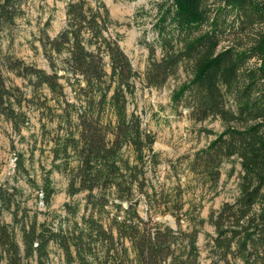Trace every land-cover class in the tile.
I'll use <instances>...</instances> for the list:
<instances>
[{"label": "trees", "instance_id": "1", "mask_svg": "<svg viewBox=\"0 0 264 264\" xmlns=\"http://www.w3.org/2000/svg\"><path fill=\"white\" fill-rule=\"evenodd\" d=\"M27 2L0 0V115L17 131L27 123L25 108L56 120L42 136L51 139L56 167L71 174V201L55 228L29 214L15 187L0 185V264H29L33 257L45 264L50 243L61 249L63 264H201L195 229L174 231L138 212L134 187L147 196L142 171L122 148L129 144L140 154L151 137L139 117L125 111L122 88L130 89L134 72L123 51L105 38L107 18L85 0L69 1L66 24L54 37L47 33L49 21L38 31L50 64L46 71L8 51ZM156 6L154 39L144 43L146 84L160 87L183 67L188 78L173 93L172 106H182L193 121L218 119L224 126L206 147L171 163V172L177 175L184 165L194 180L214 185L223 161L235 157L240 165L238 195L210 216L209 264H264V0H158ZM63 53L57 67L54 56ZM62 79L75 101L67 98ZM108 98L119 115L114 127L101 119ZM3 212H10L12 224Z\"/></svg>", "mask_w": 264, "mask_h": 264}, {"label": "rangeland", "instance_id": "2", "mask_svg": "<svg viewBox=\"0 0 264 264\" xmlns=\"http://www.w3.org/2000/svg\"><path fill=\"white\" fill-rule=\"evenodd\" d=\"M69 1L28 0L24 6L26 16L16 20V27L12 31L9 53L21 58L26 64L50 71V64L38 41V31L49 21L47 33L54 37L66 24V5ZM85 1L93 11L98 10L107 18L105 38L114 41L129 60L134 75L130 89L122 88L125 111L129 115L136 114L142 128L151 137V143L143 147L140 154L132 145L127 144L122 148V154L130 165L141 168L144 192L150 198L148 201L147 196L134 187L133 193L139 198L138 212L143 219L150 217L151 222H160L174 231L191 232L195 229L201 264H209L206 244L214 236L210 216L238 195L239 162L235 157L223 161L220 177L214 185L194 180L184 165L174 175L170 164L179 157L192 156L197 150L206 147L223 131L224 126L218 119L193 121L186 116L182 106H172L173 93L188 78L183 67L160 87L146 84L144 73L148 51L144 43L154 39L152 26L156 20L158 0ZM102 5L107 9L106 13ZM7 43L8 40L4 45ZM65 56L64 53L54 56L57 67H61V60ZM104 60L106 73L110 74L108 56ZM58 74L63 73L59 71ZM9 81L30 95V89L24 87L20 79L9 75ZM61 83L69 101H75L72 87L64 79ZM115 87L114 82L108 96L112 95ZM52 104V101L49 102V105ZM25 113L27 123L19 131L0 115V185L15 187L18 199L29 209V214L35 215L39 223L56 228L59 216H64V205L71 201L67 193L71 174L56 167L51 139L42 136V129H53L57 122L41 116L40 110L33 107L25 108ZM101 119L112 127L118 122L117 109L109 98ZM82 195L74 196L73 199ZM2 218L12 224L10 212H3ZM15 233L21 244L19 228H15ZM125 247L129 258L133 259L134 251L128 241H125ZM47 250L45 264L64 263L63 253L56 244L50 243ZM28 262L39 264L36 257Z\"/></svg>", "mask_w": 264, "mask_h": 264}]
</instances>
